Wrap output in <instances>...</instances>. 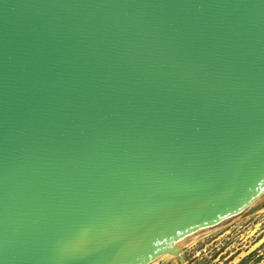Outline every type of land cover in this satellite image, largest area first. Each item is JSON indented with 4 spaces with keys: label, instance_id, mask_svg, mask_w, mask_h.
<instances>
[{
    "label": "water",
    "instance_id": "1",
    "mask_svg": "<svg viewBox=\"0 0 264 264\" xmlns=\"http://www.w3.org/2000/svg\"><path fill=\"white\" fill-rule=\"evenodd\" d=\"M264 207V0H0V264H149Z\"/></svg>",
    "mask_w": 264,
    "mask_h": 264
},
{
    "label": "rangeland",
    "instance_id": "2",
    "mask_svg": "<svg viewBox=\"0 0 264 264\" xmlns=\"http://www.w3.org/2000/svg\"><path fill=\"white\" fill-rule=\"evenodd\" d=\"M181 253L185 264H264V208L213 228ZM150 264H180V259L169 254Z\"/></svg>",
    "mask_w": 264,
    "mask_h": 264
},
{
    "label": "bare ground",
    "instance_id": "3",
    "mask_svg": "<svg viewBox=\"0 0 264 264\" xmlns=\"http://www.w3.org/2000/svg\"><path fill=\"white\" fill-rule=\"evenodd\" d=\"M263 208H264V207H263ZM263 208H261V209H263ZM261 209H260V210H261ZM258 211H259V210H258ZM256 212H257V211H256ZM241 217H242V216H241ZM211 230H212V229H211ZM211 230L206 231L203 235H205L207 232H210ZM203 235H202V236H203ZM199 237H201V236H200V235L195 236L193 239H191L190 242L194 241L195 239H197V238H199ZM190 242H189V243H190ZM181 250H182V249H181ZM169 254H176V255H178L176 252L169 253ZM169 254H167V255H169ZM180 254H182L181 251H180ZM165 256H166V255H165ZM163 257H164V256H163ZM160 258H161V257H160ZM157 259H159V258H157ZM179 259H180V258H179ZM155 260H156V259H155ZM155 260H153V261H155ZM153 261H151V262H153ZM151 262H150V263H151ZM150 263H149V264H150ZM180 264H181V262H180ZM183 264H185V262H183Z\"/></svg>",
    "mask_w": 264,
    "mask_h": 264
}]
</instances>
